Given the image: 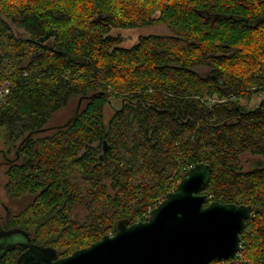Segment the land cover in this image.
Returning a JSON list of instances; mask_svg holds the SVG:
<instances>
[{
  "label": "trees",
  "instance_id": "16d2710c",
  "mask_svg": "<svg viewBox=\"0 0 264 264\" xmlns=\"http://www.w3.org/2000/svg\"><path fill=\"white\" fill-rule=\"evenodd\" d=\"M152 25L168 33L111 34ZM0 140L24 201L5 228L58 258L147 220L206 163V204L253 208L236 257L210 264H264V0H0Z\"/></svg>",
  "mask_w": 264,
  "mask_h": 264
},
{
  "label": "water",
  "instance_id": "95a60500",
  "mask_svg": "<svg viewBox=\"0 0 264 264\" xmlns=\"http://www.w3.org/2000/svg\"><path fill=\"white\" fill-rule=\"evenodd\" d=\"M210 174L206 163L191 167L147 220L120 221L114 234L66 257L58 258L53 248L33 244L19 228L0 231V264L17 247L24 252L15 264H210L232 260L240 250L253 208L206 204L203 191Z\"/></svg>",
  "mask_w": 264,
  "mask_h": 264
},
{
  "label": "rangeland",
  "instance_id": "374dc122",
  "mask_svg": "<svg viewBox=\"0 0 264 264\" xmlns=\"http://www.w3.org/2000/svg\"><path fill=\"white\" fill-rule=\"evenodd\" d=\"M167 28L164 25H152L145 28H136V29H112L111 34L114 36H119L121 38V45L123 47H132L134 46L138 38L143 35L147 34H155V35H165L168 33L166 31ZM207 68H198L196 69L197 73L200 74H207ZM119 105L118 103L113 104V108H117ZM78 108V107H77ZM113 108L106 107L105 109V116L107 119L112 115ZM75 109V101L71 102L67 108L58 112L54 117H52L49 122L48 126L55 127L59 125H63L66 123L73 115ZM0 149H3L2 141L0 140ZM2 152V150H0ZM249 163L252 162V158H247ZM5 177L3 172L0 170V226H5L6 222L10 217L16 214L22 207L24 206L23 200H11L7 198L5 195L3 185L5 183ZM86 214V210L80 206L78 209L74 211V219L83 221Z\"/></svg>",
  "mask_w": 264,
  "mask_h": 264
},
{
  "label": "flooded vegetation",
  "instance_id": "af4514ba",
  "mask_svg": "<svg viewBox=\"0 0 264 264\" xmlns=\"http://www.w3.org/2000/svg\"><path fill=\"white\" fill-rule=\"evenodd\" d=\"M60 126V125H59ZM5 225V224H4ZM9 229H12V228H5V226H0V231H6V230H9ZM13 251H18V257L15 259V262L13 263V264H15L16 263V261H17V259L20 257V255L24 252V250L23 249H21V248H15ZM7 254V253H6ZM5 254V255H6ZM5 255L3 256V258H2V260H3V262L5 263V264H9L8 262H6L5 261V259H4V257H5Z\"/></svg>",
  "mask_w": 264,
  "mask_h": 264
},
{
  "label": "built area",
  "instance_id": "2783aa9c",
  "mask_svg": "<svg viewBox=\"0 0 264 264\" xmlns=\"http://www.w3.org/2000/svg\"><path fill=\"white\" fill-rule=\"evenodd\" d=\"M2 92L4 93V91H2ZM5 92H7V91H5ZM148 217H149V215H148ZM148 217H147V218H148ZM240 247H241V245H240Z\"/></svg>",
  "mask_w": 264,
  "mask_h": 264
}]
</instances>
